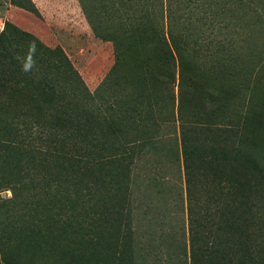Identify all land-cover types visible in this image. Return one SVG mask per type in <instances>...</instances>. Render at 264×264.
Listing matches in <instances>:
<instances>
[{"label": "trees", "instance_id": "obj_1", "mask_svg": "<svg viewBox=\"0 0 264 264\" xmlns=\"http://www.w3.org/2000/svg\"><path fill=\"white\" fill-rule=\"evenodd\" d=\"M230 1L207 0L204 20L211 27L235 24L237 15H228ZM235 3L243 5L242 0ZM127 13L138 17L134 24L130 21L124 37L138 46L136 37L142 33L140 43L147 46L159 36L163 62L175 67L159 72L164 89L176 84L180 91L176 112L181 120L185 110L191 115L179 126L189 264H264L263 168L250 153L245 152L237 163L232 150L216 154L212 145L204 150L187 134L189 125L209 130L211 122L199 120L222 107L203 110L206 93L201 91L197 112L185 93L184 87L193 84L186 75L190 46L195 44L188 31L193 18L184 19L173 0H138ZM112 41L119 64L118 36ZM155 58L146 57L141 63L147 65ZM221 62L218 59L216 64ZM115 65L90 91L60 49L43 46L29 33L4 23L0 30V186L9 188L14 197H24L25 208L48 211L58 230L99 222L112 226L115 237L123 233L129 240L130 233L122 229V204L113 202V197L116 191L126 194L130 152L156 135L150 116L159 101L150 87L155 82L153 71L120 78ZM114 80L123 82L121 88H130L115 100L108 92ZM7 94L11 100L5 99ZM255 124L261 127L264 120L258 115ZM2 261L12 264L5 255Z\"/></svg>", "mask_w": 264, "mask_h": 264}, {"label": "rangeland", "instance_id": "obj_2", "mask_svg": "<svg viewBox=\"0 0 264 264\" xmlns=\"http://www.w3.org/2000/svg\"><path fill=\"white\" fill-rule=\"evenodd\" d=\"M235 1H230L228 15H237L236 23L211 27L203 18L207 0H173L184 19L193 18L188 31L195 44L190 46L186 73L193 84L184 87L187 98L193 99L197 112L201 91L206 93L202 109L222 106L217 113L201 115L200 122H211L209 130L189 125L187 134L204 150L210 145L216 154L232 150L237 163L250 153L264 170V124H255L258 115L264 120V0H242L240 6ZM137 4L138 0H0V30L8 22L43 46L60 49L90 91L116 64L112 37L118 36L121 62L115 65V75L128 78L153 71L150 87L159 101L150 116L154 139L135 147L126 160V194L116 191L107 196L114 193L113 202L122 204V229L130 239L123 233L116 238L112 226L99 222L58 230L48 211L25 208L24 197H14L0 186V264H5L3 255L12 264H189L179 126L191 115L187 109L181 120L176 112L180 97L176 84L164 89L159 72L175 67L163 62L159 36L147 46L140 43L142 33L136 37L138 46L124 37L138 17L134 13L130 18L127 11ZM155 19L159 20L158 12ZM15 37L24 44L19 35ZM150 56L155 60L141 63ZM218 59L222 62L217 65ZM114 82L108 92L115 100L130 88ZM5 99L12 97L7 94Z\"/></svg>", "mask_w": 264, "mask_h": 264}]
</instances>
